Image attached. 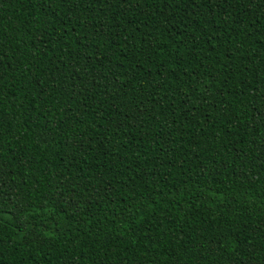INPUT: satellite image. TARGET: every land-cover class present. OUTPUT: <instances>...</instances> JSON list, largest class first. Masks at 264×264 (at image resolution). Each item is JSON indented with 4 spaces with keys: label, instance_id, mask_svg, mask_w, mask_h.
<instances>
[{
    "label": "trees",
    "instance_id": "16d2710c",
    "mask_svg": "<svg viewBox=\"0 0 264 264\" xmlns=\"http://www.w3.org/2000/svg\"><path fill=\"white\" fill-rule=\"evenodd\" d=\"M0 264H264V0H0Z\"/></svg>",
    "mask_w": 264,
    "mask_h": 264
}]
</instances>
